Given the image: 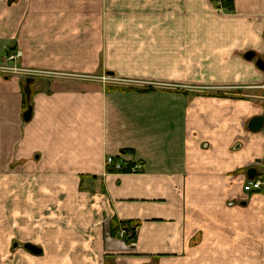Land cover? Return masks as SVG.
Returning a JSON list of instances; mask_svg holds the SVG:
<instances>
[{"label":"crops","instance_id":"1","mask_svg":"<svg viewBox=\"0 0 264 264\" xmlns=\"http://www.w3.org/2000/svg\"><path fill=\"white\" fill-rule=\"evenodd\" d=\"M9 51L0 225H56L37 264H264V0H0Z\"/></svg>","mask_w":264,"mask_h":264},{"label":"rangeland","instance_id":"2","mask_svg":"<svg viewBox=\"0 0 264 264\" xmlns=\"http://www.w3.org/2000/svg\"><path fill=\"white\" fill-rule=\"evenodd\" d=\"M37 75L39 74L35 76ZM46 75L48 76V74ZM40 76L45 75L40 74ZM96 80L106 85H126L124 84L125 82L120 81L119 84V82L114 81L112 77L106 75L96 77ZM128 85L132 84L129 83ZM140 87L144 88V90L153 88L151 85ZM48 226L56 227V225H0V264H37L30 253L23 249V245L27 242L41 246L45 237L48 238L54 235V232L51 231H49L47 235H42L43 232L46 234ZM124 228L125 226H122L120 230ZM14 244H17L16 248H14Z\"/></svg>","mask_w":264,"mask_h":264},{"label":"built area","instance_id":"3","mask_svg":"<svg viewBox=\"0 0 264 264\" xmlns=\"http://www.w3.org/2000/svg\"><path fill=\"white\" fill-rule=\"evenodd\" d=\"M211 3H213L214 7L217 10H221V3L222 0H211ZM20 58V53L18 51H9L6 54V61H5V65L0 66V74L1 75H20L23 74L24 76L27 77H32L36 75V72H32V71H26V70H19L16 68V62L18 61V59ZM263 91H264V87ZM263 101H264V97H263ZM106 164L108 166H112L115 170H119L120 166L114 164V159L113 158H108L106 161ZM131 172L135 173L141 170V166L140 165H134L133 168L130 169ZM264 189V173L262 175H258L255 177V179L253 181H246L243 191L245 193H252V192H258L260 190ZM122 235L127 237V238H131L133 231L132 229L125 227L122 230Z\"/></svg>","mask_w":264,"mask_h":264},{"label":"water","instance_id":"4","mask_svg":"<svg viewBox=\"0 0 264 264\" xmlns=\"http://www.w3.org/2000/svg\"><path fill=\"white\" fill-rule=\"evenodd\" d=\"M247 61H252L255 59V55L252 52H249L245 55L244 57ZM255 66L258 70L264 72V62L261 59H257L255 62ZM33 79L28 78L26 79V81L24 82V87H23V93L26 97L27 102L29 103L28 105V109L27 111L23 114V121L24 122H29L31 117H32V108L30 105V97H31V90H30V85L33 83ZM248 130L252 133H257L259 132L262 127H263V118L262 117H255L252 120L249 121L248 123ZM256 170L255 169H249L247 171V179L249 181H253L256 177ZM17 247V244H14V248ZM23 249L26 250L27 252H29L31 255L33 256H40L42 251L39 247H36L34 245L31 244H25L23 245Z\"/></svg>","mask_w":264,"mask_h":264},{"label":"trees","instance_id":"5","mask_svg":"<svg viewBox=\"0 0 264 264\" xmlns=\"http://www.w3.org/2000/svg\"><path fill=\"white\" fill-rule=\"evenodd\" d=\"M221 7L223 10H225L226 12H230L233 10V0H222V3H221ZM111 172V171H110ZM134 230V229H133ZM132 230V231H133ZM113 234V232H112ZM134 237V232L132 234V237L131 239Z\"/></svg>","mask_w":264,"mask_h":264}]
</instances>
